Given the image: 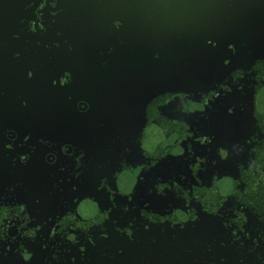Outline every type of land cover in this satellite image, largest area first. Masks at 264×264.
I'll return each mask as SVG.
<instances>
[{"label": "flooded vegetation", "instance_id": "af4514ba", "mask_svg": "<svg viewBox=\"0 0 264 264\" xmlns=\"http://www.w3.org/2000/svg\"><path fill=\"white\" fill-rule=\"evenodd\" d=\"M263 190L264 0H0V264H257Z\"/></svg>", "mask_w": 264, "mask_h": 264}, {"label": "water", "instance_id": "95a60500", "mask_svg": "<svg viewBox=\"0 0 264 264\" xmlns=\"http://www.w3.org/2000/svg\"><path fill=\"white\" fill-rule=\"evenodd\" d=\"M262 194L264 195V190L262 191ZM258 207H260L259 209L261 210V212L259 211V209L257 210V214L258 216H264V203L263 204H258ZM261 245L258 246L257 252V264H264V241H260Z\"/></svg>", "mask_w": 264, "mask_h": 264}]
</instances>
